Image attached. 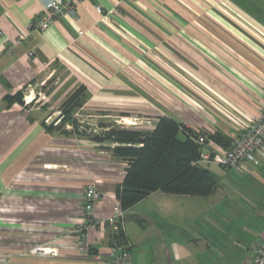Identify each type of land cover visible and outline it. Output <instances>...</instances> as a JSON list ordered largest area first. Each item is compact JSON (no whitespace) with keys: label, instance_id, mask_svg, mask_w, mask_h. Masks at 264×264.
Segmentation results:
<instances>
[{"label":"crops","instance_id":"1","mask_svg":"<svg viewBox=\"0 0 264 264\" xmlns=\"http://www.w3.org/2000/svg\"><path fill=\"white\" fill-rule=\"evenodd\" d=\"M46 1L0 0V264H108L107 230L88 233L97 259L77 252L73 230L87 184L102 194L95 218L112 215L128 163L107 144L45 126L82 86L93 117L145 131L170 117L203 138L202 153L226 151L264 106V0H83L33 30ZM39 85L45 100L9 102ZM132 113L150 126L132 125ZM260 157L255 168L198 161L216 182L212 195L155 192L140 201L152 211H124L130 259L117 264H250L264 238ZM36 246L57 255L30 253Z\"/></svg>","mask_w":264,"mask_h":264},{"label":"trees","instance_id":"2","mask_svg":"<svg viewBox=\"0 0 264 264\" xmlns=\"http://www.w3.org/2000/svg\"><path fill=\"white\" fill-rule=\"evenodd\" d=\"M85 93L82 86L74 90L58 108L63 115L60 113L52 125L45 127L65 135L82 136L99 145L107 144L114 157L128 163L115 192L123 212L155 192L191 197H208L215 192L216 182L210 171L196 164L202 153L196 134L166 116H159L151 131L100 122L97 130L86 132L64 116L82 109ZM22 99L20 92L8 98L9 102L19 104H23ZM115 237L123 247V232Z\"/></svg>","mask_w":264,"mask_h":264},{"label":"built area","instance_id":"3","mask_svg":"<svg viewBox=\"0 0 264 264\" xmlns=\"http://www.w3.org/2000/svg\"><path fill=\"white\" fill-rule=\"evenodd\" d=\"M83 0H47L44 3L43 14L30 24L33 30L44 31L49 28L58 16L71 14L74 11L75 2ZM131 0H118V2ZM98 14L105 17L111 12H104L100 6H95ZM31 55V54H30ZM34 99H30L32 102ZM141 123L150 126V119L140 120ZM136 125V122H132ZM199 144L203 143V138L198 136ZM264 152V106L259 114L254 117L249 125L242 128L237 134L230 147L224 152L207 151L201 153L199 162L205 165H216L222 168L239 169L242 165L248 164L251 167H257L261 163L260 154ZM102 194L97 190L94 184H87L84 187L82 196L83 220L74 228L76 235L75 248L77 252L84 257L97 259L98 255L93 253V248L88 241V233L93 230H107V246L109 250L108 264H117L118 262H128L129 252L120 246L115 236L123 232L124 212L119 205L114 207L112 215L106 220H98L94 216L95 204L101 198ZM30 253L39 256H55L57 252L54 248H45L36 246L30 250ZM250 264H264V238L260 239L251 249Z\"/></svg>","mask_w":264,"mask_h":264},{"label":"rangeland","instance_id":"4","mask_svg":"<svg viewBox=\"0 0 264 264\" xmlns=\"http://www.w3.org/2000/svg\"><path fill=\"white\" fill-rule=\"evenodd\" d=\"M20 94H23V98H25L26 100H30V99H35L33 100V102L31 103H36L38 101H42L46 99V92H44V87L42 85L37 86V88L33 91L29 92L27 91L26 88H24ZM59 110V109H58ZM61 111V110H60ZM61 115H63L62 112H60ZM92 113L94 112H89L86 111L84 109H76L71 111L70 113L65 114L64 116L66 117L67 121L69 123H71L72 121L77 122L78 125L82 126V128H84L86 130V132H92L93 130H97V125L100 122H104V123H113L117 126H124V127H132L129 123H127L126 121H122L119 118H116L114 114H111V117H93ZM132 122H136V125L139 124L141 119H145L147 117H142L137 113H132V115H130ZM55 119L58 117V114H55L52 118ZM115 119H112V118ZM150 119V118H148ZM113 120H116L117 123H114ZM143 124V123H142ZM82 128L80 130H82ZM149 200V199H148ZM150 202L151 199L149 201H144V202H139L131 211L130 215H141L142 213H146L148 211H152L153 208H149L150 207ZM128 231H130V233H135L137 234V232L139 231V225L137 223H135L134 221H128Z\"/></svg>","mask_w":264,"mask_h":264}]
</instances>
